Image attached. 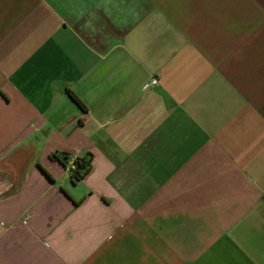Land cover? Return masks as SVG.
I'll return each instance as SVG.
<instances>
[{"label": "crops", "instance_id": "0c3cea01", "mask_svg": "<svg viewBox=\"0 0 264 264\" xmlns=\"http://www.w3.org/2000/svg\"><path fill=\"white\" fill-rule=\"evenodd\" d=\"M0 264H264V0H0Z\"/></svg>", "mask_w": 264, "mask_h": 264}, {"label": "trees", "instance_id": "16d2710c", "mask_svg": "<svg viewBox=\"0 0 264 264\" xmlns=\"http://www.w3.org/2000/svg\"><path fill=\"white\" fill-rule=\"evenodd\" d=\"M68 93L77 103H79L84 108V105L82 104L80 98L74 92L68 90ZM51 156L52 158L62 162L66 167H69L70 161L74 163L75 169L72 170L70 176V180L72 182L83 179L92 169L91 162L93 160V156L91 154L84 157H79V155H72L69 153H65L64 151H55L51 154Z\"/></svg>", "mask_w": 264, "mask_h": 264}, {"label": "rangeland", "instance_id": "374dc122", "mask_svg": "<svg viewBox=\"0 0 264 264\" xmlns=\"http://www.w3.org/2000/svg\"><path fill=\"white\" fill-rule=\"evenodd\" d=\"M13 167L15 168V170L13 169V173L16 171L17 175L14 177V185L16 187L20 186L21 182H22V178L20 175L23 174V162H17V164L15 163V165H13Z\"/></svg>", "mask_w": 264, "mask_h": 264}, {"label": "built area", "instance_id": "2783aa9c", "mask_svg": "<svg viewBox=\"0 0 264 264\" xmlns=\"http://www.w3.org/2000/svg\"><path fill=\"white\" fill-rule=\"evenodd\" d=\"M156 83H158V78H154V79L152 80V84H156ZM67 168H68V171H69L70 176H71V172H72V170L75 169V165H74V163H73L72 161H70L69 167H67ZM70 176H69V177H70Z\"/></svg>", "mask_w": 264, "mask_h": 264}]
</instances>
